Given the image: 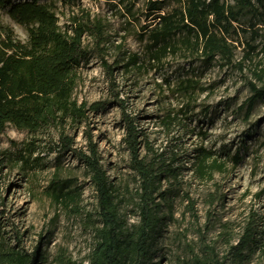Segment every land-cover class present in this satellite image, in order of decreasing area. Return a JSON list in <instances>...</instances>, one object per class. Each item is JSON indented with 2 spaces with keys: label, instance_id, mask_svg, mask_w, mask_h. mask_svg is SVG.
I'll return each instance as SVG.
<instances>
[{
  "label": "rangeland",
  "instance_id": "374dc122",
  "mask_svg": "<svg viewBox=\"0 0 264 264\" xmlns=\"http://www.w3.org/2000/svg\"><path fill=\"white\" fill-rule=\"evenodd\" d=\"M40 1L53 5L63 27L83 13L101 21L104 56L116 66L115 90L126 98L128 111L143 130L147 145L142 154L176 169L177 178L163 176L165 198H159L160 223L146 264H195L197 259L208 260L210 251L222 259L228 242L235 244L252 218L263 232L264 98L248 112L250 90L242 74L218 61L205 64L181 57H169L163 65L125 67L123 58L129 54L145 56L144 27L153 24L147 13L150 0ZM173 5V0L163 1L162 11ZM250 16L244 18L246 28ZM1 26L11 27L21 41L28 40V27L13 20L8 8H0ZM256 29L261 37L255 41L251 29L241 31L238 55L246 41L256 44L262 39L264 27ZM93 43L85 37L88 59L78 68L73 93L88 105L112 99L111 81ZM87 130L114 183L122 218L129 225L138 223L140 179L130 165L121 109L108 103L99 112H89L88 126L66 129L78 148L86 147ZM58 139L55 127L30 131L8 123L0 132V225L7 230L8 244L16 243L10 237L13 226L22 246L33 250L39 245L41 264H90L100 226L95 187L80 160L52 149ZM202 149L228 162L229 170L216 173L212 181L199 178L194 168ZM236 153L241 161L234 166ZM54 180L64 184V191L73 190V197L54 198ZM249 264H264L262 247Z\"/></svg>",
  "mask_w": 264,
  "mask_h": 264
},
{
  "label": "trees",
  "instance_id": "16d2710c",
  "mask_svg": "<svg viewBox=\"0 0 264 264\" xmlns=\"http://www.w3.org/2000/svg\"><path fill=\"white\" fill-rule=\"evenodd\" d=\"M163 1L150 0L147 4L148 17L152 16L153 24L144 27L147 33L145 56L133 52L123 58L124 66L140 69L144 63L163 65L169 57L191 58L205 64L218 61L222 66L238 70L244 77L250 90L246 100L250 112L255 103L264 98V35L256 44L246 41L241 55L237 50L243 44L241 31L251 29L256 34L253 41L261 37L256 27H264V0H173L174 5L166 12L162 11ZM0 8H8L13 20L28 27L26 42L18 39L11 27H0V132L8 123L30 131L58 128L59 139L52 149L70 153L80 160L90 172L96 191L100 226L96 229L90 264H146L160 223L159 198H165L163 176L169 174L177 178V173L172 164L159 163V158L148 161L142 154L147 145L143 130L137 118L128 111L126 98L115 90L116 66L105 59V33L101 21L83 13L72 16L63 27L53 5L40 0H0ZM248 15L251 16L247 20L249 28H246L243 22ZM85 37L93 39L94 49L102 58L112 85L111 100H98L88 105L73 97L78 68L89 54ZM108 103L121 109L130 165L140 179L139 221L133 225L120 214L114 183L91 134L86 131L87 145L78 148L66 131L70 125L88 126L89 112H99ZM197 159L194 171L202 180L212 181L216 173L229 170L228 162L212 150L202 149ZM232 161L234 166L238 165L241 156L236 153ZM53 184L54 198L73 197V190L64 191V184L59 180H54ZM194 204L190 198L192 211ZM10 227V237L16 241L14 245L5 241L7 230L0 225V264H41L44 254L39 245L33 250L25 248L19 233ZM228 244V253L222 259L210 251L208 260L197 259L195 264H249L258 249L262 247L264 253V231L259 230L252 218L236 243Z\"/></svg>",
  "mask_w": 264,
  "mask_h": 264
}]
</instances>
